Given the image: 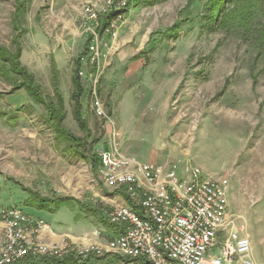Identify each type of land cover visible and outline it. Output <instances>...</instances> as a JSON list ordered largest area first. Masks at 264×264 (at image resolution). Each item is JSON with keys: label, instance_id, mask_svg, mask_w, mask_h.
<instances>
[{"label": "rangeland", "instance_id": "1", "mask_svg": "<svg viewBox=\"0 0 264 264\" xmlns=\"http://www.w3.org/2000/svg\"><path fill=\"white\" fill-rule=\"evenodd\" d=\"M21 3V64L47 98H55L58 70L63 126L81 139V155L56 137L47 111L24 90L9 94L18 77L0 76V211L24 209L31 191L109 209L101 203L106 189L92 153L117 134L120 150L141 162L176 166L181 176L197 167L209 178H227L231 213L241 217L238 228L251 240L254 261L264 264V56L252 37L219 30L215 0H130L118 39L105 38L101 47L98 99L108 119L97 114L91 83L82 79L87 133L74 118L72 78L76 61L88 56L84 8L102 7L104 0ZM17 8L16 0H0V46L11 50ZM51 208L33 209L49 223L68 218ZM90 219L110 226L101 215ZM48 260L35 261L57 263ZM78 264L129 263L112 255Z\"/></svg>", "mask_w": 264, "mask_h": 264}, {"label": "built area", "instance_id": "2", "mask_svg": "<svg viewBox=\"0 0 264 264\" xmlns=\"http://www.w3.org/2000/svg\"><path fill=\"white\" fill-rule=\"evenodd\" d=\"M129 2L104 0L102 7L87 5L82 17L88 56L80 57L79 76L91 83L96 112L104 119L108 115L98 99L101 47L105 38L118 39ZM88 66L95 72L90 73ZM117 137L114 134L108 148L95 150L102 182L129 201L107 211L117 236L104 245L46 244L38 239L46 223L11 206L0 211L5 225L0 264H20L29 258L60 262L69 257L86 262L112 255L129 264H257L251 240L238 228L241 217L231 213L227 178H209L197 167L181 176L176 166L141 162L120 150Z\"/></svg>", "mask_w": 264, "mask_h": 264}, {"label": "trees", "instance_id": "3", "mask_svg": "<svg viewBox=\"0 0 264 264\" xmlns=\"http://www.w3.org/2000/svg\"><path fill=\"white\" fill-rule=\"evenodd\" d=\"M18 8L16 9L17 15L14 19V30L17 35L13 37V45L15 50L7 47L0 46V76L4 79H10L15 76L20 79V82L13 86V91L9 94L24 90L29 99L36 105L43 106L47 111L48 120L52 125L56 137L63 143L69 146L71 152L79 153V147L82 144L80 138L74 136L66 131L63 123L67 117L64 105V99L59 88V72L54 67L53 69V90L55 98H47L41 91V86L36 82L34 75L21 64L22 47L19 42L20 32L18 28L19 14L22 8L21 0H16ZM215 7H217L219 21L218 28L223 32H242L244 36L252 37L257 47L259 48L258 57L264 56V23L260 19H264V0H215ZM257 24V27L255 25ZM81 68L80 58L75 63V72L72 78V85L74 92L72 100L75 103L74 118L79 127L88 133L87 122L83 118V104L82 97L84 95V85L79 76ZM56 100V102H55ZM81 155V154H80ZM92 165L94 169L99 166L98 159L93 157ZM31 199L29 206L38 208L39 210L53 211L51 207L56 209L79 208V213L76 220H80L82 215L85 214L89 208L81 201L71 197H60L57 199L42 198L40 195L30 192ZM92 213V211H88ZM33 258H29L20 264H43L37 263ZM45 260V261H44ZM45 263L48 259H41ZM55 261V260H52ZM55 264H78V260L74 257H69L63 262Z\"/></svg>", "mask_w": 264, "mask_h": 264}, {"label": "crops", "instance_id": "4", "mask_svg": "<svg viewBox=\"0 0 264 264\" xmlns=\"http://www.w3.org/2000/svg\"><path fill=\"white\" fill-rule=\"evenodd\" d=\"M92 154L93 157H96L95 151ZM96 170L99 175L100 167L98 166V169H94V171ZM101 183L105 186L106 189L105 191L106 196L101 197L102 198L101 203L104 204V206H109L110 208H112L113 206L125 205L129 203L127 197L122 192L116 191L106 186L103 182ZM29 200L26 202L24 209L23 208L22 209L30 217L34 219H41L46 223L47 225L46 228L41 230L40 233L38 234V239L43 243L57 245V246H63L64 244L104 245L108 240L113 239L118 234V230L116 227H113L111 225L108 226L107 228L104 226H98L90 219L91 217H95L97 214L106 217L107 219V213H108L107 211L110 208L104 209V207H102V208H98L96 211V209H92L91 207H89L87 209L88 211H92V213H88L87 211L85 214L82 215V218L80 220H76V216L79 212H75L74 209L72 210L70 208L65 207L62 208L61 211L59 209L57 210H59L58 212H65V214L61 215V218H66V217L68 218L67 219L54 218L53 222L49 223L47 222V220L39 217V215L35 213L36 210L33 209V207L29 206ZM12 206H16V205H12ZM70 211H72L73 213H70ZM0 226H1V230H0V243H1L2 237L4 235V224L0 223ZM256 263L261 264L260 262H256Z\"/></svg>", "mask_w": 264, "mask_h": 264}]
</instances>
